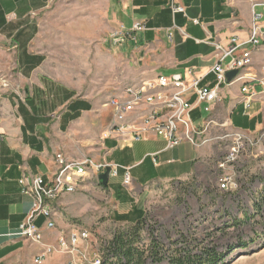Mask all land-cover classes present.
<instances>
[{
    "label": "crops",
    "instance_id": "0c3cea01",
    "mask_svg": "<svg viewBox=\"0 0 264 264\" xmlns=\"http://www.w3.org/2000/svg\"><path fill=\"white\" fill-rule=\"evenodd\" d=\"M51 0H0V264H35L44 244H55L61 231L105 221L134 224L147 215V202L154 187L189 179L215 156L214 144L195 146L183 142L168 149L163 138L146 134L130 146L105 138L111 109L102 102L81 96L62 80L58 59L40 49L38 29L32 15ZM116 29H131L136 22L145 30L113 42L132 70L133 80L158 74H182L199 87L216 84L212 67L215 42L224 45L233 35L249 36L254 14L264 28V0H176L185 13L175 16L171 0H110ZM198 20V23L195 22ZM115 30V29H114ZM252 72L264 68V42L253 53ZM8 85L5 86L4 83ZM248 110L240 101L241 86H221V101L213 110L205 104L192 111L200 128L208 120L229 119L236 129L258 131L264 127V86ZM196 101V94L188 92ZM69 159L103 160L117 164L118 176L107 186L65 194L58 200L56 228L48 230L39 219L44 240L34 243L17 234L32 208L33 198L21 193L22 169L29 168L47 181L56 170V153ZM129 167L132 184L123 177ZM68 257L55 253L42 264H67Z\"/></svg>",
    "mask_w": 264,
    "mask_h": 264
},
{
    "label": "rangeland",
    "instance_id": "374dc122",
    "mask_svg": "<svg viewBox=\"0 0 264 264\" xmlns=\"http://www.w3.org/2000/svg\"><path fill=\"white\" fill-rule=\"evenodd\" d=\"M31 19L40 49L58 59L62 80L79 95L106 105L126 83L139 82L113 47L116 38L111 36L119 26L110 0H51ZM220 131L216 127L213 134ZM250 132L261 134L264 127ZM213 144L215 156L206 168L189 179L154 187L137 242L147 250L145 264H173L175 253L185 261L211 254L217 257L215 264H264V138L246 143L227 170L218 163L230 142ZM225 173L232 179L228 188L221 187ZM102 220L82 227L91 232L92 250L100 249L106 259L113 256L109 246L115 235L136 224ZM155 245L158 253L152 255Z\"/></svg>",
    "mask_w": 264,
    "mask_h": 264
},
{
    "label": "built area",
    "instance_id": "2783aa9c",
    "mask_svg": "<svg viewBox=\"0 0 264 264\" xmlns=\"http://www.w3.org/2000/svg\"><path fill=\"white\" fill-rule=\"evenodd\" d=\"M171 9L175 16L185 13V7L171 0ZM254 21L249 36L241 39L233 35L229 43L224 45L215 42V63L212 72L216 84L213 87H199V80L188 81L182 74H158L139 82H128L115 94L110 96L106 105L111 109V119L105 138H112L118 145L130 146L144 139L146 134H155L163 138L168 149H173L183 142L195 146L212 144L218 140L230 142L225 157L218 163L221 170L227 168L238 158L246 143L259 142L264 138V132L253 135L252 132L236 129L229 119L221 123L210 119L201 128L192 120V111L197 105L205 104V111H212L214 105L221 101L219 94L221 86L240 84L241 97L246 110L260 94L257 84L264 86V68L260 73L252 72L253 53L264 42V28L260 26V14H254ZM198 23V20H195ZM145 25L136 22L131 29L121 26L111 37H132L134 32H142ZM237 70L236 75L229 80L227 73ZM5 86L8 84L5 82ZM196 94L193 103L188 99V92ZM218 127L220 132L213 134ZM260 135V136H258ZM56 170L49 180L43 175L33 173L29 168L22 169L18 180L21 193L33 198L32 208L20 224L17 234L34 243L42 244L44 235L39 225V219L44 218V226L48 230L56 228V218L60 213L58 200L65 194L87 191L89 187L102 188L99 175L111 168L110 178L118 176L117 164L106 160L94 164L90 159H69L63 153L55 155ZM1 163V160H0ZM123 184L130 187L132 177L129 167H125ZM225 173L221 179V187L228 188L232 179ZM91 232L86 228H76L68 233L61 231L55 244H44L43 250L34 259L35 264H42L49 256L60 253L68 257L67 264H103L104 258L100 249L92 250Z\"/></svg>",
    "mask_w": 264,
    "mask_h": 264
},
{
    "label": "trees",
    "instance_id": "16d2710c",
    "mask_svg": "<svg viewBox=\"0 0 264 264\" xmlns=\"http://www.w3.org/2000/svg\"><path fill=\"white\" fill-rule=\"evenodd\" d=\"M103 185V184H102ZM145 221V218L137 221L136 224L131 230H125L117 233L114 239L111 241L109 249H112L111 252L113 256H106L103 264H145L146 262V249H142L137 246L139 240V235L143 229L142 223ZM158 246L151 248L152 255H157ZM204 258L201 255H195L194 257H189L187 261L184 260V257L180 254L175 253L174 258L172 259L173 264H215L217 257L209 254ZM195 258V259H194ZM195 261H192V260Z\"/></svg>",
    "mask_w": 264,
    "mask_h": 264
},
{
    "label": "water",
    "instance_id": "95a60500",
    "mask_svg": "<svg viewBox=\"0 0 264 264\" xmlns=\"http://www.w3.org/2000/svg\"><path fill=\"white\" fill-rule=\"evenodd\" d=\"M117 40H122V38L116 39L115 41ZM236 73H237V70L228 72L227 73L228 79L231 80L236 75ZM110 173H111V168L107 167L106 170L99 175V179L101 180L104 186H107L109 183Z\"/></svg>",
    "mask_w": 264,
    "mask_h": 264
}]
</instances>
